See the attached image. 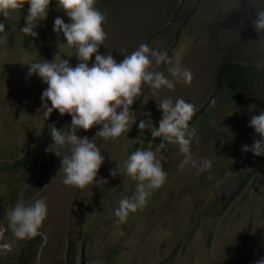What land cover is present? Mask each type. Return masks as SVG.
I'll return each instance as SVG.
<instances>
[{"label":"rangeland","instance_id":"374dc122","mask_svg":"<svg viewBox=\"0 0 264 264\" xmlns=\"http://www.w3.org/2000/svg\"><path fill=\"white\" fill-rule=\"evenodd\" d=\"M230 6V0H108L101 5L100 10L107 12L103 25L107 39L99 48L100 54L110 52L119 63L123 55L131 54L141 43H147L152 48L166 50L172 60V65L161 64L156 70L171 78L167 69L179 60L182 67L191 69L193 79L190 84L176 82L174 90L162 88L156 94L145 85L143 95L133 103L131 111L136 114V123L129 125V131L115 140L94 138L104 156L96 177L98 183L83 189L66 186L62 183L61 160L49 177L46 163L36 164V174L44 177L40 187L48 186L38 191L36 186L32 187L28 192L32 196L26 195L24 201L43 197L48 207L47 217L39 229V255L33 264H69V241L74 243L76 264L82 263L83 246L86 249L84 264L91 261L96 264H251L252 260L256 261L264 246L261 244L264 240V166L252 162L253 158L261 156L250 152L247 159H242L238 158V153L242 152L243 145L251 146L254 138L260 139L249 127V122L251 115L264 110V95L245 93L239 112V108L235 109L238 103L216 106L209 102L214 90L212 78L224 58L264 67V46L257 44L264 38V33L244 41L243 23L255 17L254 8L245 0H241L238 9H229ZM17 15L18 10L10 14V34L0 38V159L6 153H10V159L18 157L13 149L21 141L30 139L32 121L42 114L37 113V109L41 108V95L47 85L41 81L35 89L26 74V64L63 56L72 66L77 62L75 48L66 44L62 33L58 35L53 31L57 16L70 23L66 13L57 8L56 0H51L47 18L38 23L46 37L52 39L48 44H40L38 38L23 34L19 28L21 18ZM34 30L37 32L36 28ZM94 61L93 56L91 63ZM153 66L156 67L154 63ZM33 77L39 79L35 74ZM163 98H171L173 102L183 98L200 111L203 108L208 112L211 107L206 129L209 136L205 142L202 135L196 133L198 139H193L191 151L198 163L204 156L211 159L212 168L198 173L191 165H185L181 171L182 160L177 166L174 160L170 166L172 154L156 148L163 156L162 164L168 173L159 193L183 177L193 176L190 180L192 188H187L188 193H181L177 188L174 195L164 201L146 204L140 217L137 212L128 216L127 224L111 223L113 207H119L118 196L122 199L126 196L122 195L124 191L114 190L116 184L108 180L112 177L109 170H121L133 140L131 129L136 131V142L138 139L146 141L150 131L145 129L141 133L138 129V122L146 118L143 113H151L153 126L158 127L162 112L157 103ZM252 106L255 108L250 112ZM200 111L196 120L203 118ZM8 118L12 121L11 134H5ZM101 127L97 125L88 131L81 129L76 134L91 139ZM64 149L69 154V149ZM159 153L156 152L158 159L161 158ZM44 157L49 158V154ZM251 169L253 174L240 192V176ZM24 171L25 168L20 166L18 173H0V204L7 201L6 205L13 194H18L19 199L22 197L18 188L23 183ZM173 172L176 175L170 179ZM14 206L10 203L9 210ZM92 207L97 209L88 213ZM129 217L137 218L130 221ZM142 222L157 232L173 222L178 228V242L174 246H169L171 242L166 240L160 242L158 236L161 238L163 234L159 233L147 235L139 231L132 234ZM104 223L113 230L107 235L100 232L94 236ZM118 229L123 235H119ZM86 232L92 237L86 236ZM2 234L3 228L0 229V240ZM6 240L9 243H0V250L5 248L4 245L9 248L0 254L16 260L21 243L9 234ZM178 247L179 257L175 255Z\"/></svg>","mask_w":264,"mask_h":264},{"label":"clouds","instance_id":"9594fccd","mask_svg":"<svg viewBox=\"0 0 264 264\" xmlns=\"http://www.w3.org/2000/svg\"><path fill=\"white\" fill-rule=\"evenodd\" d=\"M245 2L255 9V18L251 21L255 31L258 34L264 33V0H245ZM25 3L28 5H24ZM50 3L51 0H0V15L3 16L0 18V38L10 34V27L8 33H6L5 28L10 25L8 22L10 14L18 10L17 16L21 18L20 31L26 36L38 38L40 44H48L52 39L46 37L38 23L47 18ZM56 4L58 9L66 13L70 23H65L61 17L57 16L54 19L53 31L58 35L62 33L66 44L75 48L77 62L72 66L65 56L54 57L52 61L41 59L38 62L26 64L28 66L26 74L30 77V82L35 89L41 81L47 85L41 95V108L37 109V113H42L37 115L41 122L51 121L60 114L61 120L64 123H69V116L71 117V124L67 126V130L65 128L58 129L55 123L48 126L53 143L45 151L54 152L58 156V160L52 169L49 168L47 177L61 160L60 170L64 173L62 183L66 186L83 189L94 182H99L96 181V177L104 163V156L96 146L94 138L98 136L104 140H115L129 131V125L136 123V114L131 111L133 103L137 97L143 95L142 91L145 85L152 89L153 94L162 88L174 90L176 82L190 84L193 73L191 69L182 67L180 61L177 60L173 66L167 69L171 78L165 76L164 72L156 69L161 64L172 65V60L166 50L152 48L147 43H141L131 54L123 55V59L119 63L110 52L100 54L99 48L107 39V33L103 28L107 12L100 10L103 3L96 7V0H56ZM230 5L229 9H238L241 0H230ZM35 28L37 32L34 30ZM257 44L264 46V38H261ZM93 56L95 61L89 66V61ZM225 59L231 61L228 58L223 60ZM153 63L156 67L153 66ZM242 64L253 66L256 72L264 70V67L258 68L250 63ZM215 73L211 82L214 90L209 104L214 103L216 93ZM33 74L37 75L39 79L35 80ZM247 92L256 91L253 89L241 91V100ZM261 95H264V92ZM49 103L51 107H49ZM234 103H238L235 109L239 108V112L243 107L240 105L241 101L236 100ZM157 104L158 109L162 112L158 127L153 126L150 119L151 113H143L142 115L146 118L138 122V129L141 133L145 129L150 131V133L147 132L146 141L138 139L136 142V131L131 129L130 134L133 140L121 170L118 171L117 168L109 170V175L112 177L108 180L116 184L114 190H122L125 192L122 195L126 196L123 199L121 195L118 196L119 207L117 209L113 207L111 223L127 224L128 216L137 212V217H140L146 204L152 205L158 201H164L173 196L177 188L181 193H188L187 188H192L193 182L190 180L193 176L183 177L174 186L166 187L159 193L166 183L168 173L165 164H162L163 156L156 148L172 154L170 166L174 160L176 166L182 160L179 165L181 171L185 165H191L192 168L198 170V173L212 168L213 161L211 159L204 156L198 163L191 151L193 139H198L196 133L198 136L202 135L205 142L209 136L206 129L208 127L207 117L211 107L207 109L208 112L203 108L201 111L200 108L195 110V106L183 98H177L175 102L171 98H163ZM225 104L231 105L232 103ZM254 108L255 106H252L250 112ZM199 111L200 114H203V118L196 120ZM97 125L102 127L91 139L88 136L81 137L76 134L81 129L88 131ZM249 127L260 139L254 138L251 146L243 145L241 147L242 152L238 153V158L247 159L252 152L255 156H261L260 158H253L252 162L263 163L264 166V110H261L258 115L250 116ZM147 141L151 142L147 143ZM54 146L62 150L67 147L69 154L67 150H64L59 155L58 151H53ZM156 152L160 154V159L157 158ZM36 159L38 160L37 163L44 162L42 159ZM252 174L253 169L241 174L240 192ZM175 175L176 173L173 172L170 179ZM104 182L106 183V181ZM42 183L36 186V191L44 187H40ZM28 196L32 195L28 194ZM47 207L46 198L43 197L35 198L27 203L22 197L17 200L15 206L7 212L9 230L3 223H0V229L3 228L0 243H9L6 240L7 234L18 242L23 239H36L37 237L40 239L41 231L39 229L47 217ZM96 209L97 207H92L88 213ZM137 217H129V219L132 221ZM112 230L113 228L109 224L104 223L93 235L97 236L100 232L107 235ZM139 231H143L147 235L163 234L161 238L158 236V240L171 242L169 246H174L179 238L178 228L173 225V222L167 223L164 229L159 230V232L156 229H149L142 222L131 233L135 234ZM118 233L123 235L119 229ZM86 236L92 237L87 232ZM74 242L76 243L75 237ZM261 244H264V240ZM73 245L74 243L69 241L68 256L72 255L75 258ZM4 247L0 253L9 248L8 245H4ZM85 253L86 249L83 246L80 252L81 264H84ZM175 255L179 257V247ZM263 255L264 246L258 253L256 261L252 260L251 264H264ZM76 263L77 261L74 262V264ZM90 264L96 263L91 261Z\"/></svg>","mask_w":264,"mask_h":264},{"label":"trees","instance_id":"16d2710c","mask_svg":"<svg viewBox=\"0 0 264 264\" xmlns=\"http://www.w3.org/2000/svg\"><path fill=\"white\" fill-rule=\"evenodd\" d=\"M106 2V0H96L95 6L98 7L100 4ZM24 5H28L25 3ZM251 10V7H250ZM255 13V9H254ZM26 14L24 15V17ZM255 17H252L254 19ZM251 19V21H252ZM251 21H244V33L242 35L243 40H249L257 34ZM5 28L6 33H8V28ZM243 41V42H244ZM89 66H91V60L89 61ZM253 89L258 93L264 92V70L256 72L254 67L251 65L242 64L239 62H232L227 59L223 60L216 73H215V90L214 104L217 106L219 103H234L236 100L241 101L240 92L243 90ZM66 116V115H65ZM68 118V116H66ZM55 123V126L60 128H65L71 123V117L69 116V123H64L61 120V115L59 114L55 119L48 122H41L37 117L32 121V133L30 139L23 140L15 147L14 152L17 153L18 157L10 159V153H6L0 159V173H18L19 167L23 166L25 171L22 173L21 178L23 183L20 184V193L22 198L25 200L26 195L30 189L34 186H38L43 182V177L38 176L34 170L38 160L36 158L44 160L47 167L51 168L57 163L58 156L54 152H46L45 150L53 143L50 137L48 126ZM12 131V121L10 118L7 120V128L5 134H11ZM204 132L203 129H201ZM65 150V149H64ZM64 150L59 149L57 146L53 147V151H58L59 155L64 152ZM49 154V158H45L44 155ZM37 156V157H36ZM51 171V170H50ZM29 186H27V185ZM19 200L18 194H13L11 196V201L6 205L5 203L0 204V223H3L7 230L8 221L7 215L5 214L9 211L10 203L14 204ZM10 236V235H9ZM38 240V242L36 241ZM21 243L17 259H13L10 255L4 257L0 254V264H33L36 257L39 254V244L40 239H23L19 241ZM264 257V255H263ZM68 263L74 264V256H68ZM168 260V259H167ZM170 260L175 261L173 258Z\"/></svg>","mask_w":264,"mask_h":264}]
</instances>
